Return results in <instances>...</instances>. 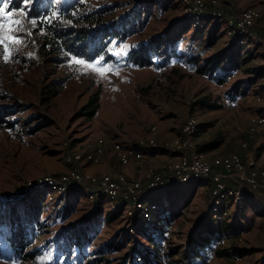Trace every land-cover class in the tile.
<instances>
[{"label": "rangeland", "instance_id": "obj_1", "mask_svg": "<svg viewBox=\"0 0 264 264\" xmlns=\"http://www.w3.org/2000/svg\"><path fill=\"white\" fill-rule=\"evenodd\" d=\"M32 1L23 4V7L30 6ZM216 1L232 13L244 8L257 9L262 15L257 28L264 22V0ZM3 4L4 0H0V6ZM138 5H141V10L150 9V19L142 31L124 42L114 41L109 46V54L114 60L104 62L111 70L103 76L93 71L85 73L86 65H78L73 59L54 64L49 58L40 57L35 47L45 32L37 19L35 28L26 23V30H30L32 35L24 37L15 56L9 62L0 58V88L7 93L2 103L18 108L13 116L7 118L9 125L0 127V209L4 208L6 200L16 201L26 194H39L46 201L42 219L49 216L45 222L46 238L39 239L33 246L41 248L43 254L34 260L10 264H41V261L44 264H63V260H56L54 251L44 247L45 241L54 240L68 226L91 215L96 207L107 212L116 210L110 206L107 197L89 202L83 194L78 201L60 202V196L51 198L49 189L39 188L43 177L58 179L70 169L64 162L67 154L91 149L99 140L108 145L115 141L142 149L149 157L152 156L147 164L161 169L173 156L171 143L179 136L185 121L193 116L200 126L194 137L196 146L209 141L215 134L224 138V144L218 150L208 153L210 158L243 152L241 145L247 142L249 148L243 152L245 160H253L255 167L264 170V129L251 124L252 119L263 115L264 110V106L257 101L264 93V79L253 80L255 70L264 65L262 50L258 47L244 48L242 61L245 58L250 60L241 62L231 81L220 83L217 74L212 77L199 74L197 67L188 63V58L196 53L202 59L215 54L228 46L229 36L222 28L217 45L210 48L206 37L192 28L174 45L180 56L172 58L166 66L158 57L154 58L155 64L151 67L134 66L127 61L131 51L145 46L154 38L174 33L177 25L184 20L185 10L180 1L89 0L87 5L89 8L109 9V18L122 17ZM23 9L11 5L12 13ZM5 12H8L7 8ZM183 23L189 25L186 20ZM204 30L206 34L207 30ZM29 53L33 55L30 57ZM60 79L64 80L61 94L47 100L46 92L53 81ZM236 84L240 85L237 94L232 91ZM97 92L101 93V106L97 116L88 120L81 116V110ZM201 98H207L210 104L220 108H196L191 111V104ZM34 129L35 132L31 133ZM151 139H155V146H150ZM100 164L101 161L96 165L87 163L83 164V168L92 171ZM92 174L101 176L97 172ZM135 178L138 176L132 177ZM164 187L147 199L160 207V212L154 215L157 222L167 223L164 246L160 248V258L155 260L159 264H184L180 253L187 238L191 235L198 237L205 232L207 225L217 227L222 223L217 225L210 219L207 181L195 180L183 184L169 181ZM246 191L245 207L226 221L234 236L225 247L230 255L220 257L217 251L223 249L215 241L216 252L209 254L202 264H264V191ZM74 206L76 211L66 220L63 217L66 207ZM167 214L169 218H166ZM104 218L105 214L98 218L91 251L121 233L129 232L132 243L127 244L122 252L97 256L105 259L98 264H123L124 253L134 245L142 248L143 253L147 248L153 249L141 232L130 230L126 210L111 224H107ZM233 247L237 251H233ZM172 250L179 253L169 258ZM0 264L6 263L0 260Z\"/></svg>", "mask_w": 264, "mask_h": 264}, {"label": "trees", "instance_id": "obj_2", "mask_svg": "<svg viewBox=\"0 0 264 264\" xmlns=\"http://www.w3.org/2000/svg\"><path fill=\"white\" fill-rule=\"evenodd\" d=\"M88 2L89 0H33L30 6L23 7L21 0H14L12 6L16 9L26 8L31 17L38 20L45 35L35 47L36 53L42 58H49L50 62L54 64L64 63L73 57L90 62L103 58V62H111L114 59L109 54V46L114 41L124 42L142 31L150 19V9L141 10V5L131 9L122 17L109 18L107 16L109 9L89 8ZM184 20L188 21L189 25H185ZM184 20L177 25L174 33L154 38L145 46L131 51L127 61L134 66L145 68L155 64V57L161 60L163 66L169 64L172 58L179 57L174 45L192 29V21L187 18ZM178 28L180 30L177 32ZM195 30L198 34L206 37L207 45L210 48L217 45L222 33L219 25L207 30L206 34L204 29ZM244 52V48L237 41H229L226 48L205 59H202L198 53L191 55L188 58V63L194 64L199 74L211 77L217 74L218 81L224 83L240 67L241 62L250 60L245 58L242 61ZM254 73V81L264 79V65ZM63 86L64 80L53 81L50 89L46 92L47 100L58 97ZM239 89L240 85L236 84L232 91L237 94ZM100 95L101 93L97 92L90 98L81 110L82 117L93 120L97 116L101 106ZM6 96L7 93L0 88V127L9 125L7 118L18 111L16 105L2 103L7 98ZM196 108L216 110L220 107L210 104L207 98H201L191 104V111ZM30 132L34 133L35 129ZM223 144L224 138L215 134L209 141L197 145V149L208 154L218 150ZM163 188L165 189V187ZM83 194L82 189H74L61 195L60 202L78 201ZM44 198L39 194L30 193L16 201H5L4 208L0 209V260L2 262L6 264L25 262L34 260L43 254L41 248L33 246L39 239H44L47 236L45 222L49 216L42 219L43 204L46 203ZM75 211V206L66 207L63 217L67 220ZM124 211L125 204L116 206L114 212H107L101 207H96L91 215L68 226L54 240H46L44 247L54 251L56 260H63V264H98V262H103L105 259L97 256L124 251L126 245L132 243V238L129 232L121 233L99 249L91 251L93 238L97 233L95 226L98 223V218L101 214H105L106 223L111 224L122 216ZM129 221L130 230L141 232L151 242L153 249L147 248L143 253L142 248L131 246L124 253L122 263L138 264L137 259L141 258L143 264H159L155 259L160 258V248L164 245L163 241L167 234V223L156 225L148 233L144 230L141 231L142 229L139 227L141 221L139 212H134L129 217ZM233 237L231 226L226 222L217 227L207 225L205 232L200 233L198 237L191 235L187 238L186 245L182 247L183 250L180 253L182 261L184 264H202L209 254L216 252V242L220 239L232 240ZM220 249H223L217 251L220 257L230 255L225 247ZM203 250H206V253H202ZM232 250L237 251L235 247ZM178 253L179 251L172 250L168 257L173 258Z\"/></svg>", "mask_w": 264, "mask_h": 264}, {"label": "built area", "instance_id": "obj_3", "mask_svg": "<svg viewBox=\"0 0 264 264\" xmlns=\"http://www.w3.org/2000/svg\"><path fill=\"white\" fill-rule=\"evenodd\" d=\"M179 1L184 7L185 18L192 21V28L210 30L219 25L226 32L225 35L229 36L230 41H237L247 50L258 47L264 57V22L257 28V22L262 18L257 9L244 8L238 13H232L216 0ZM235 75L234 73L229 76L227 80L231 81ZM257 101L264 106V93ZM251 124L264 129V115L253 118ZM198 127L199 123L193 116L185 121L179 136L170 145L173 156L161 169H155L147 164L149 156L142 149L115 141L108 145L99 140L91 149L67 154L64 162L70 169L58 179L43 177L39 188L49 189L48 195L51 198L74 189H82L89 202L107 197L112 208L125 204L128 216L139 212L141 217L139 227L150 233L160 224L154 218V215L160 212V207L157 203L147 201L150 195L163 188L169 181L183 184L205 180L209 183L210 219L219 225L233 215H238L245 207L247 198L245 187L253 191H264V170L255 167L253 160L250 162L245 160L243 152L249 148L247 142L241 145L243 152H234L226 156L210 158L208 154L200 152L194 141ZM149 144L155 146V139H151ZM106 146L111 147L122 167L134 164L138 178L132 179L124 172L98 176L81 170L80 166L83 164H99ZM169 217L167 214L166 218ZM230 242L231 239H220L217 246L223 248ZM137 261L138 264H143L141 258Z\"/></svg>", "mask_w": 264, "mask_h": 264}, {"label": "snow or ice", "instance_id": "obj_4", "mask_svg": "<svg viewBox=\"0 0 264 264\" xmlns=\"http://www.w3.org/2000/svg\"><path fill=\"white\" fill-rule=\"evenodd\" d=\"M13 2L14 0H4L3 6H0V58L4 62H9L15 56L19 46L23 44L26 35H32L30 30H26V23H31L33 28L37 26V20L31 18L26 8L12 13L11 5ZM28 2L30 0H21V3L25 5ZM5 8L8 9L7 13L5 12ZM28 55L31 57L33 54L29 53ZM72 59L78 65H86L84 69L85 73L87 71H93L103 76L107 71L111 70V68L104 65L103 58L94 64L77 60L75 57ZM41 264H44V261H41Z\"/></svg>", "mask_w": 264, "mask_h": 264}, {"label": "crops", "instance_id": "obj_5", "mask_svg": "<svg viewBox=\"0 0 264 264\" xmlns=\"http://www.w3.org/2000/svg\"><path fill=\"white\" fill-rule=\"evenodd\" d=\"M150 157H152V156L150 155ZM80 168L83 172H88V173L97 172L101 175H104V174L116 175L118 173L124 172L130 178L137 177V171H136L135 165L131 164L128 167H122L120 165V163L118 162L117 158L114 156V153L112 152V149L110 148V146H106L105 152H104L103 157L101 159L100 166L93 167L94 170H92V171L86 170V168H83V165H81ZM245 188L249 189L248 187H245ZM259 192H262V191L251 190V193H259Z\"/></svg>", "mask_w": 264, "mask_h": 264}]
</instances>
